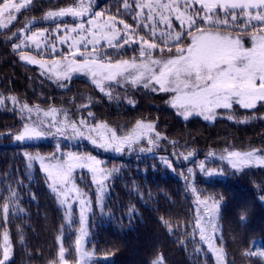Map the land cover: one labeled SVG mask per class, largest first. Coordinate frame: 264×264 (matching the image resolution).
Wrapping results in <instances>:
<instances>
[{
	"label": "trees",
	"instance_id": "obj_1",
	"mask_svg": "<svg viewBox=\"0 0 264 264\" xmlns=\"http://www.w3.org/2000/svg\"><path fill=\"white\" fill-rule=\"evenodd\" d=\"M76 1L62 0L57 5ZM93 1L95 12L134 25L131 15L125 16L121 10L126 2L133 7V0ZM220 29L234 33L233 27ZM249 31L251 28L237 29V36L245 45L249 44ZM188 43V35H184L179 46ZM171 49L168 55L173 56L176 45ZM127 57L128 52L114 60ZM0 88L29 106L63 107L81 115L91 113L93 121L116 130H128L139 120L153 119L165 137L167 151H191L197 159L222 148L264 151V106L260 103L255 109L233 104L232 109L218 110L213 123L198 118L182 122L168 108L166 93L111 87L116 96L110 97L79 78L56 85L42 77L37 67L21 63L17 53L3 43ZM123 92L131 105L116 101ZM20 128L17 115L0 108V259L1 238L7 233L11 256L5 264H58L57 239L61 235L65 261L75 264L78 222L73 221L71 229L63 227L62 209L49 191L46 177L37 166L29 170L24 157L26 153L50 156L55 147L46 142L12 144L10 139ZM64 149L103 158V166L113 175L108 182L104 215L98 217L94 212L89 221L86 248L103 259L97 264H153L159 258L163 264H214L197 238L195 211L187 185L178 176L180 168L171 173L154 156L112 157L86 144ZM75 183L85 192L91 190L84 172L75 178ZM193 186L199 196L219 202L216 243L223 250L224 263L264 264V167L226 171L224 178L208 181L195 176ZM5 205L9 208L7 215L3 211Z\"/></svg>",
	"mask_w": 264,
	"mask_h": 264
},
{
	"label": "snow or ice",
	"instance_id": "obj_2",
	"mask_svg": "<svg viewBox=\"0 0 264 264\" xmlns=\"http://www.w3.org/2000/svg\"><path fill=\"white\" fill-rule=\"evenodd\" d=\"M192 3H198L204 10V17L209 25V30H199L196 20L191 15H187V10ZM30 4V0H0V17L5 14L8 17V22L16 20L14 13L21 12ZM141 9H148V16L141 17V20H148L150 23H144L142 26L149 29L154 39L163 38V43L171 51V46L176 45V51L173 56L168 58H152V50L158 47L157 43L149 42L142 39L139 48V57L143 58L139 63L134 58L132 61L120 60L116 63L104 62L105 58H109L110 54L96 50V46L101 40L107 42L109 48L117 50L124 45L130 43L131 37L127 31L123 37L120 36L116 28V22L113 19L104 21L88 20L91 28L86 29L83 21L74 28H65L62 31L76 33L74 37L63 36L57 41L59 44H65L71 39L72 43L69 50L76 48L77 52L82 45L84 52H78L82 57V62L76 59L77 53H73V58L68 60L66 64H61L60 61H55L50 65H46L43 60H37L34 56H21L22 60H27L29 63L38 64L40 68L48 69L57 80H68L72 73L83 72L85 75H90L94 82L104 91L103 81H117V77H121L132 84H143L144 88H150L151 91L174 93L169 101L172 107L176 108L185 119L193 114L202 115L205 120L214 119L216 109H232L233 104H238L245 109H255L260 103L264 106V32L251 34L252 47L246 48L240 38H232L219 29L228 24L227 19H221L216 15L215 19H210L208 14L213 12L214 8H220L224 11V16L231 15L233 23H243L244 31H247L248 26L252 21L258 22L264 26V0H183L185 11H180L179 0H149L144 3L141 0L136 5ZM129 4L125 3V9ZM256 10L255 15L249 10ZM236 10H239L237 13ZM90 8L85 6L84 0H80L77 7L61 8L58 12H49L45 19L52 17L72 16L73 18L83 17L88 14ZM159 15V23L164 24L169 30L171 29L170 16L175 14L176 19L183 25L184 21L188 22V31L177 33L174 37L169 32H161L159 37L155 31V25L151 23ZM242 14V15H240ZM99 17L100 13H93ZM123 23L125 30L130 28V25ZM3 21H0V28L6 27ZM255 27V25H253ZM197 28V33L193 34L191 29ZM57 31H61L57 25ZM87 33V35H85ZM19 38V34H15ZM44 32L37 33L31 37H27L26 41H31L37 48L41 49V44L37 37H43ZM184 35L191 36V43L186 47L179 46ZM123 40V44L118 41ZM117 41V43H114ZM135 42V41H132ZM92 45L94 51L88 52V46ZM19 48V45H16ZM44 48L51 47V51L55 54L62 55L57 51L55 45L45 44ZM135 51V49H134ZM163 49H161V52ZM38 55L42 54L40 51ZM158 85V88L156 87ZM3 101H0L2 103ZM131 103V101H130ZM29 114L33 111L27 105L23 106ZM56 109H51L50 112H45L48 116L54 114ZM91 116L92 114L89 113ZM231 118V116L229 117ZM85 124V121H81ZM42 122H36L32 126H25L24 132L16 135L17 141L39 139L45 132ZM67 125L57 128V132H62ZM100 127H89L87 129L89 135L85 137L84 132L80 131L76 124H71L72 132L75 136L86 138L91 142L104 149H114L117 152L122 151L123 145L131 146L137 143L146 133H149L153 125L137 122L135 129L127 135L117 136L113 131L110 137L100 136L99 140L92 135L98 132ZM149 143H152L149 137ZM191 155V153H189ZM39 159L41 167L47 178L52 182L53 191L58 189H68L69 183L72 181L73 172L76 168H87L95 173L100 161L92 156L76 155L74 153H54L50 157L28 156V160ZM45 159L49 162L45 163ZM229 163L232 168L239 169L253 162L258 165H264V155L257 156L254 151L247 153L228 152ZM201 169L205 172L208 170L202 163ZM103 175V172H101ZM211 176L212 174L209 173ZM101 181L97 183L102 184ZM75 186L73 185V188ZM195 191V189H193ZM69 192L71 189L68 190ZM76 193L83 196L79 189H75ZM67 198L68 192L64 193ZM205 208L208 209L207 219L202 223V217L198 214L196 218V228L200 231V239L207 241L209 249L216 253L218 264H223V250L212 244V233L217 230V225L214 223L219 213V202L208 204L206 201H201ZM5 215L8 214L9 208L7 205L3 209ZM81 224H83V215H81ZM86 232L83 227L80 228V237L75 241L76 250L79 252L81 261L80 264H85L86 258H90L91 253L81 249V237L85 236ZM3 259H0V264H5L9 257V237L5 233L3 236ZM65 249L61 246L59 251V264H65L64 256ZM153 264H163L162 258L154 261Z\"/></svg>",
	"mask_w": 264,
	"mask_h": 264
},
{
	"label": "rangeland",
	"instance_id": "obj_3",
	"mask_svg": "<svg viewBox=\"0 0 264 264\" xmlns=\"http://www.w3.org/2000/svg\"><path fill=\"white\" fill-rule=\"evenodd\" d=\"M62 0H30V4L26 6V8L22 9L19 13H14L16 16V20L12 21L10 24L8 22V17L5 14L3 17H0V21H3L5 24H7L6 27L0 28V43H3L7 46V48L17 53L18 59L21 63L28 66H35L38 68V72L42 77L47 79L48 81L58 85L60 83H63L65 81L71 80V79H83L93 86H95L99 91L100 87L97 85L96 82L93 81L92 77L90 75H85L83 72L79 73H72L71 78L68 80H57L54 75L46 68L41 69L38 64H32L29 63L27 60H22L21 56H34L37 60H43L46 65H50L55 61H60L61 64H66L68 60L73 58V53H77L76 59L78 62H82V57L78 54V52H84V48L81 45L79 47V50L77 52L76 48H72L69 50V46L71 45L72 41L71 39L68 40L65 44H59L57 41L60 37L63 36H69L74 37L77 34L72 32H65L62 31L65 28H74L76 27L81 21H83L84 26L86 29L91 28L92 25L88 24V20H99V22L103 23L104 21H108L109 19H113L116 22V28L118 29L120 36L123 37L125 35V32L127 31L128 35L131 37L130 43L128 45H124L122 48L119 49V54H124L128 52L129 57L122 60H129L132 61L134 58L136 59V62L139 63L141 57H139V48L142 43V39L149 40V42H155L157 43L158 47L154 50H152V58H168L171 57L168 55L172 51H169V48L164 45L163 38L161 39H154L152 37V33L149 29H145L142 25L144 23H150L148 20L144 19L141 20V17H147L148 16V9L145 7L141 9L140 7H137L136 5L141 2V0H133V7H129L128 9H125V5H122V11L126 15H131V19L134 23L133 26H130L128 30H125L123 27V23H120V21H123V19L115 18L111 16H107L105 14H102L100 12H95V1L93 0H84L85 6L90 8V11L88 14H86L83 17H77L73 18L72 16H64V17H52L51 19H45L47 14L49 12H58L61 8H68V7H77L80 3V0L76 1L73 4L66 5V6H59L57 5ZM15 2V0H14ZM19 2H23V0H19ZM144 3H148L149 0H143ZM163 2H170V0H163ZM180 3V11L184 12V6H183V0H179ZM237 13H239V10H236ZM252 12L253 15H255L256 10H249ZM93 13H100L101 15L99 17H96L93 15ZM187 15H191L194 20H196L198 24L199 30L207 31L209 30V25L206 19H202L204 17V10L202 9L201 5L198 3H192L191 6L187 10ZM216 15H219L221 19H227L228 24L224 25L223 27H233L234 33L226 32V30L219 29L220 31L224 32L225 34L230 35L232 38H239L237 36V29L238 30H244L245 25L241 23V25H237V23H233L231 20V15H228L227 17L224 16L223 9L220 8H214L213 12L208 14V17L210 19H215ZM242 15V14H240ZM171 20V29L169 30L164 24L159 23V15H156V19L152 21L155 25V31L157 36L159 37L161 32H169L171 31L172 37H174L177 33L181 32H187L188 31V22L187 20L184 21L183 25L179 20L176 19L175 14L170 16ZM125 23V22H124ZM35 25H41V28L34 29L33 27ZM57 25H59V28L61 31H57ZM255 25V27H253ZM248 28H251V31H249L248 35L251 37V34L253 32H256L257 34L264 32V26L260 25L256 21H252L251 24L248 26ZM192 33H197L198 29L193 28L191 29ZM44 32L45 35L43 37H37L39 39L41 44V49L37 50L36 46L31 41H26L27 37H31L37 33ZM19 34V38L16 37L15 34ZM87 35V33H85ZM189 43H191V36L188 35ZM135 41V42H132ZM120 44H123V40L121 39L118 41ZM242 42V41H241ZM114 43H117V41H114ZM45 44L49 45H55L57 48V51L59 53H62V55L55 54L51 51V47L44 48L43 46ZM16 45H19L20 47L17 48ZM243 45H245L243 43ZM186 47V46H185ZM246 48L252 47V41L251 38L249 39V44L245 45ZM172 48V46H171ZM135 49V51H134ZM161 49L163 51L161 52ZM96 50L101 52H107L110 54L109 58H105L104 62H110L116 63L117 60H114V57L119 55L117 54V50L113 48H109L107 46V42L105 40H101L100 43L96 46ZM40 51L42 54L38 55L37 52ZM88 52H93L94 49L92 45L88 46L87 49ZM176 51V50H175ZM117 81H103L104 85V91H101L106 96H116L114 91L115 89L111 87H119L122 90L127 89H137L140 91H144L147 93H155L151 91L150 88H144L143 84H132L130 81H126L121 77H117ZM158 88V85L156 86ZM156 93H164L160 91H156ZM169 97L166 104L168 108H170L173 113L175 114L176 118L179 121H187L192 118H198L206 123H213L214 120L217 118V111L223 110L222 108L216 109V116L214 119L205 120L202 115L193 114L189 116L187 119L184 118L180 114V112L172 107L170 104L171 97L174 95V93H166ZM109 97V98H110ZM111 99V98H110ZM0 101H3L0 103V108L7 109L10 112H14L19 121L21 122V128L16 133L13 134L10 142L12 144H32V143H39V142H46L51 143L54 145L55 149L52 152L50 156H52L54 153H63L65 156L67 153L71 152L76 155H84V156H92L95 157L97 160L100 161V165L97 168V171L95 173L89 171L87 168L80 169L76 168L73 172L72 181L68 185V189H58L57 191H53L52 189V182L47 178V173H45L41 167L40 160L39 159H33L28 160V156H42L37 154H29L26 153L24 155L27 166L29 170L32 168V166H37L41 170V172L44 174V176L47 179V185L49 191L54 195L57 205L62 209L63 212V227L71 229L73 221H77L78 225L76 228V239L80 237V228L83 227L86 235L81 237V249L83 251H87L91 253L90 258H86L85 264H97L98 260H103L100 258L95 257L92 254L91 250H88L86 248V244L88 242L89 238V221L92 215H94V212L98 217H102L104 215V203L105 198L108 194V182L113 178L112 172L107 170L104 166V159L100 158L97 155H87L83 153H77L75 150L71 149H64V146H74L76 144L89 145L104 155L112 156V157H129L130 155H139V156H154L157 158V160L166 168H168L171 173L174 168H180L177 169L179 171L178 176L182 178L188 189V193L191 197V201L194 207L195 211V232L197 234V238L199 242L205 247L206 251L210 254V256L213 258L214 264H218L217 261V255L215 252L209 249V244L207 241L200 239V231L198 228H196V218L199 214L204 220L207 219V213L208 209L205 208L204 204L201 203V201H206L208 204H212L215 200L208 198V197H201L199 196L196 191H194V178L195 176L202 177L205 181L211 180V179H222L225 177L226 171H241L248 167H264V165H258L255 162L241 167L239 169L232 168L231 164L229 163L228 159V152H239L236 150H230V149H218L217 151L211 150L209 151L202 159H197L195 157V154L191 151H179V150H169L167 151L166 147L163 144V141L165 137L161 132L158 131V123L153 120H139L137 122H141L143 124H152L153 128L149 133H146L142 138L139 139L137 143H133L131 146L125 144L122 147V151L117 152L114 149H104L100 148L96 145H94L91 140L86 138H81L79 136H75L72 132L71 124H76L77 128L84 132L85 137L89 135L87 129L89 127L91 128H97L99 125H103L106 127H100L98 129V132L92 133L93 136L99 140L100 136L104 137H110L111 133L113 131L116 132L117 136L121 135H127L135 129L137 122L128 130L119 129L116 130L114 127H111L103 122H95L93 121V117L89 114L81 115L80 113L75 112V110H70L63 107H49V108H40V107H33L29 106L26 102H23L16 98L11 93H6L4 89L0 88ZM116 101L118 103L124 102L127 106L131 105L130 99L128 96L123 92L122 96L117 97ZM24 105H27L29 108H32L33 111L31 114L27 112L26 109L23 108ZM238 105V104H236ZM240 106V105H238ZM241 107V106H240ZM51 109H56V112L54 114H50L48 116H45V112H50ZM245 109V108H244ZM249 110V109H248ZM89 113V112H88ZM85 121V124H81V121ZM36 122H42L43 124V131L45 132V135H43L39 139H32V140H22L17 141L16 135H19L20 133L24 132L25 126H32ZM63 125H67L63 129L62 132H57V128H61ZM149 137L152 139V143H149ZM163 153L159 151H163ZM250 151H254L257 156L264 155V151L257 150V149H250L246 150L244 152L240 153H247ZM191 153V155H189ZM50 156H42V157H50ZM49 161L45 159V163H48ZM204 164V167L208 170L207 172L203 171L200 167L201 164ZM84 172L88 175L89 183L91 184V190L88 189V191H84L82 188L78 186V184L75 183V178L77 179L80 174ZM103 172V175L101 174ZM209 173L212 175L210 176ZM103 181L102 184L97 183V181ZM73 185L75 186L73 188ZM71 189L69 192L68 190ZM75 189H79L81 193H83V196H80L76 193ZM68 192L67 198L65 197L64 193ZM216 202V201H215ZM262 203L264 204V198H262ZM81 215H83V224H81ZM218 218V216H217ZM214 221L217 225V230L212 233L213 239L212 244L215 245L217 248H220L216 243V238L218 236V221ZM3 236L1 238V247H2V259H3V247H4V241ZM59 251L62 246V236L59 235L57 239ZM10 248V246H9ZM59 251H58V264H59ZM75 252H76V263L80 264L81 257L79 252L76 250V244H75ZM11 251H9V257L6 262L10 260ZM223 264L224 263V254L222 255ZM65 260V258H64ZM65 264H69L65 261Z\"/></svg>",
	"mask_w": 264,
	"mask_h": 264
},
{
	"label": "bare ground",
	"instance_id": "obj_4",
	"mask_svg": "<svg viewBox=\"0 0 264 264\" xmlns=\"http://www.w3.org/2000/svg\"><path fill=\"white\" fill-rule=\"evenodd\" d=\"M74 146H76V145H74Z\"/></svg>",
	"mask_w": 264,
	"mask_h": 264
}]
</instances>
